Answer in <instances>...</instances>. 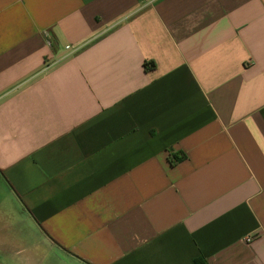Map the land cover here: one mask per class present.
I'll use <instances>...</instances> for the list:
<instances>
[{
  "label": "crops",
  "instance_id": "crops-1",
  "mask_svg": "<svg viewBox=\"0 0 264 264\" xmlns=\"http://www.w3.org/2000/svg\"><path fill=\"white\" fill-rule=\"evenodd\" d=\"M1 194L0 264H264V0H0Z\"/></svg>",
  "mask_w": 264,
  "mask_h": 264
},
{
  "label": "built area",
  "instance_id": "built-area-1",
  "mask_svg": "<svg viewBox=\"0 0 264 264\" xmlns=\"http://www.w3.org/2000/svg\"><path fill=\"white\" fill-rule=\"evenodd\" d=\"M68 49H69V47H67ZM255 241V238L254 237H248L247 239H246V242H248V243H252V242H254Z\"/></svg>",
  "mask_w": 264,
  "mask_h": 264
},
{
  "label": "trees",
  "instance_id": "trees-1",
  "mask_svg": "<svg viewBox=\"0 0 264 264\" xmlns=\"http://www.w3.org/2000/svg\"><path fill=\"white\" fill-rule=\"evenodd\" d=\"M154 66H155L154 62H152V63H148V64H147V67H148V68H149V67L152 68V67H154ZM179 160H180V159H179Z\"/></svg>",
  "mask_w": 264,
  "mask_h": 264
},
{
  "label": "rangeland",
  "instance_id": "rangeland-1",
  "mask_svg": "<svg viewBox=\"0 0 264 264\" xmlns=\"http://www.w3.org/2000/svg\"><path fill=\"white\" fill-rule=\"evenodd\" d=\"M0 196H2V194ZM12 210H13V208H12ZM12 210H11V212H14V210L13 211Z\"/></svg>",
  "mask_w": 264,
  "mask_h": 264
}]
</instances>
